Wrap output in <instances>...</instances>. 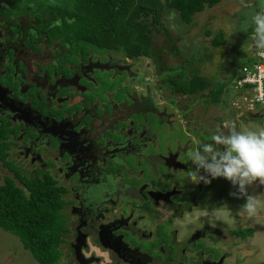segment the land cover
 <instances>
[{
    "label": "flooded vegetation",
    "instance_id": "1",
    "mask_svg": "<svg viewBox=\"0 0 264 264\" xmlns=\"http://www.w3.org/2000/svg\"><path fill=\"white\" fill-rule=\"evenodd\" d=\"M23 40L0 28V140L6 154L0 185L11 179L6 165L12 163L21 175L49 177L61 188L67 230L60 264H81L77 248L86 264H241L236 238L245 231L242 240L253 236V224L229 229L212 217L233 209L224 193L231 183L209 176L211 183L193 184L186 176L196 170L187 150L211 138L197 136L183 147L172 135L175 97L200 93H173L163 78L168 94L157 100L149 87L107 84L137 74L110 52L69 53L61 42L47 40L24 47ZM100 72L111 73L104 83L95 78ZM234 81L232 98L220 96L223 103L213 110L219 114L205 127L235 121L240 130L238 123L248 126L260 115L237 106ZM187 119L192 128L194 119ZM210 128L201 132L210 136ZM164 131L171 136L161 143Z\"/></svg>",
    "mask_w": 264,
    "mask_h": 264
},
{
    "label": "trees",
    "instance_id": "2",
    "mask_svg": "<svg viewBox=\"0 0 264 264\" xmlns=\"http://www.w3.org/2000/svg\"><path fill=\"white\" fill-rule=\"evenodd\" d=\"M221 0H0L14 11H0V28L23 38L24 47L38 40L61 42L69 53L122 52L128 59L150 58L155 36L161 30L167 12L176 13L180 23L190 25L196 14L213 8ZM161 28V29H160ZM30 30L35 32L31 35ZM25 33V35H24ZM212 35L211 31L205 32ZM175 43V42H173ZM225 44L222 32L211 39L215 48ZM176 49L175 45L173 46ZM235 75V74H234ZM232 76V80L236 76ZM165 85L173 93L194 95L204 92L212 81L195 69L186 78L183 73L168 75ZM225 87V86H224ZM224 89L215 91L219 100ZM5 132H0L2 137ZM0 140V160L5 159ZM0 185V228L16 236L37 264H57L60 243L66 232V218L60 187L49 177L11 175ZM18 182L19 184H17Z\"/></svg>",
    "mask_w": 264,
    "mask_h": 264
},
{
    "label": "rangeland",
    "instance_id": "3",
    "mask_svg": "<svg viewBox=\"0 0 264 264\" xmlns=\"http://www.w3.org/2000/svg\"><path fill=\"white\" fill-rule=\"evenodd\" d=\"M7 1L11 3V0ZM262 8H264V0H255L253 4L247 7L241 3V0H221L213 8H205L203 12L196 14L192 23L188 26L180 23L176 13L167 12L163 18V24L168 32L161 30L155 36L156 45L150 58H138L128 61L124 59L125 56L122 52H110L111 56L119 60L120 63H130V68L137 74L135 78L130 80H125V76H122L117 77L113 82H107V84L121 86L129 82L137 88L149 87L151 91L159 95L156 97L157 100L164 101L168 89H165L160 83L161 79L166 78L168 75L180 73L189 78L190 73L197 69L200 74L213 82L212 87L209 86L203 92L206 94L200 93V95L191 98L185 96L175 97L176 130L172 135L175 139L180 140L183 147L187 145L189 139L194 138L196 140L197 136H200V138L202 136L203 140L207 141L211 138V135H204L201 131L210 128V125L214 126L210 129L214 128L216 130L217 125L213 121H210L206 127L205 124L208 119H213L214 115L219 114V111L214 112L213 110L220 103H223L221 102L222 96L220 101L214 102V100L207 97V94L215 99V91L223 88L225 98L227 100L232 98L231 91L233 87L229 89L232 84V76L235 74L234 76L237 77L242 64L250 63L254 58L252 53L256 48L254 42L249 38L254 28L252 15ZM0 11L10 15L14 10L1 4ZM207 30L212 33L210 37L205 34ZM219 32L223 33L225 44L215 48L211 45V39ZM174 45L176 49L173 48ZM109 74L111 73L100 72L95 75V78H97V81L104 83L108 80L106 76ZM118 78L123 79V81ZM238 94H240V91H238ZM235 98L241 101H235L237 106L241 110L245 109L246 104L243 105L241 98L239 96ZM186 105L187 108H185ZM256 111L260 112L264 118V107L257 106ZM184 115L191 116L187 119ZM186 119H194L191 123L192 128L188 126L189 121L185 124ZM261 123H263L262 126ZM238 124L240 131L244 132L254 131L258 133L264 130V120L262 119H252L248 126H245L242 122ZM196 129H199V131L194 133ZM167 136L171 135L164 131L161 134L160 142H164L163 140ZM189 144L194 145L195 142ZM12 165V163L11 166L6 165L7 168L10 167L11 175L17 173L22 176L18 170L19 168ZM236 191L237 189L232 186L224 192L226 200L230 199L229 202L233 209L230 208L227 212L216 211L215 214H212V217L218 220L222 218L223 223L227 224L229 229L240 228L243 230L242 227L244 228L247 223L253 224L254 233L252 232L253 236L250 235L249 239L242 240L240 238L248 235L246 231L245 234L238 233L239 237L236 238V241L238 240L239 245H237V250L234 248V253L237 257L239 255L241 264H264V204L261 205L256 216L248 217L240 211L245 199H238L230 195ZM248 192L249 194L264 195V186H260L257 182L248 189ZM260 199L264 201V196H261ZM232 214L237 215L236 218L232 219ZM236 219L237 221H234ZM240 220L245 222L243 226ZM241 255H243V258H241ZM63 260V258L60 259L57 264L62 263ZM0 264H37V262L30 252L22 247L16 236L0 228Z\"/></svg>",
    "mask_w": 264,
    "mask_h": 264
},
{
    "label": "clouds",
    "instance_id": "4",
    "mask_svg": "<svg viewBox=\"0 0 264 264\" xmlns=\"http://www.w3.org/2000/svg\"><path fill=\"white\" fill-rule=\"evenodd\" d=\"M241 3L249 6L247 0ZM252 24L254 28L249 38L254 42L257 55L264 56V8L252 15ZM186 156L196 169L186 173L188 180L193 184H209V176L224 178L237 189L231 195L245 199L241 213L248 217L258 214L264 204L260 197L264 195L249 194L248 189L257 182L264 186V130L244 132L237 129L235 121H225L223 127L213 132L210 143L189 148Z\"/></svg>",
    "mask_w": 264,
    "mask_h": 264
},
{
    "label": "built area",
    "instance_id": "5",
    "mask_svg": "<svg viewBox=\"0 0 264 264\" xmlns=\"http://www.w3.org/2000/svg\"><path fill=\"white\" fill-rule=\"evenodd\" d=\"M234 89L240 91L238 96L243 105L246 104V110L257 112V106L264 107V56L257 55L256 51L250 63L242 64L234 81Z\"/></svg>",
    "mask_w": 264,
    "mask_h": 264
},
{
    "label": "water",
    "instance_id": "6",
    "mask_svg": "<svg viewBox=\"0 0 264 264\" xmlns=\"http://www.w3.org/2000/svg\"><path fill=\"white\" fill-rule=\"evenodd\" d=\"M261 115H255V117L256 118H259ZM75 254H76V256H77V260L81 263V264H86L85 262H83L82 260H81V255L79 254V250H78V248L77 249H75Z\"/></svg>",
    "mask_w": 264,
    "mask_h": 264
},
{
    "label": "crops",
    "instance_id": "7",
    "mask_svg": "<svg viewBox=\"0 0 264 264\" xmlns=\"http://www.w3.org/2000/svg\"><path fill=\"white\" fill-rule=\"evenodd\" d=\"M247 1H248L247 4L250 5V4H253L255 0H247ZM256 51H257V50H256ZM254 53H255V52H254ZM254 53H252V56H253V57H254ZM260 115H261V116H260L259 118H257V119H259V120H260V119L264 120L263 115H262L261 113H260ZM262 124H263V123H261V126H262Z\"/></svg>",
    "mask_w": 264,
    "mask_h": 264
}]
</instances>
